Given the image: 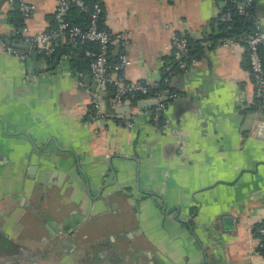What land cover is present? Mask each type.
<instances>
[{
    "label": "crops",
    "instance_id": "0c3cea01",
    "mask_svg": "<svg viewBox=\"0 0 264 264\" xmlns=\"http://www.w3.org/2000/svg\"><path fill=\"white\" fill-rule=\"evenodd\" d=\"M57 1L33 0L32 31L55 27ZM102 3V25L131 31L128 78L162 83L172 30L198 58L171 79L180 98L159 124L133 99L118 112L108 90L101 115L90 67L71 66L66 39L58 62L36 50L35 66L13 45L16 2L0 0V264H264V105L247 46L216 45L225 3Z\"/></svg>",
    "mask_w": 264,
    "mask_h": 264
},
{
    "label": "built area",
    "instance_id": "2783aa9c",
    "mask_svg": "<svg viewBox=\"0 0 264 264\" xmlns=\"http://www.w3.org/2000/svg\"><path fill=\"white\" fill-rule=\"evenodd\" d=\"M12 1L16 2L23 17V24L13 30L18 42L28 44L46 57H50L56 52L60 37H64L68 45L88 44L84 49V53L90 59V71L97 86L105 90L112 88V101L115 105H123L128 99L155 100L152 119L156 124L161 122L164 109L170 100L180 98V92L170 85L171 79L176 72L189 70L191 64L197 60L190 52L191 42L189 36L177 30H172L171 42L175 59L167 61L164 65L163 80L166 85L161 89L153 90V87L146 82L127 77L126 69L131 63L127 50L131 40V31L128 29L114 31L102 25L101 18L104 12L102 0H58L54 11L55 27L40 31H32L27 22L36 8L33 0ZM222 1L225 4L234 3V8L233 6H227L222 11L221 19L223 21L233 19L234 9L241 14L248 15L255 2V0ZM74 8L88 13L89 22L87 25L73 22L70 19V12ZM166 26L170 27L172 25L167 23ZM239 42L244 43L248 48L250 70L255 82V97L259 106L262 107L264 105V58L262 54L264 29H262L259 19L256 20V29L253 31L239 38H222L216 45L230 46ZM89 43L94 45H89ZM115 43L118 44L120 49L114 56L112 49ZM11 49L16 53L19 51L16 48ZM93 94L94 110L103 115L100 103L101 96L96 90ZM116 122L126 127L135 125L132 117H126L122 114L116 116ZM258 233L261 235V244L264 248V225L258 228Z\"/></svg>",
    "mask_w": 264,
    "mask_h": 264
},
{
    "label": "trees",
    "instance_id": "16d2710c",
    "mask_svg": "<svg viewBox=\"0 0 264 264\" xmlns=\"http://www.w3.org/2000/svg\"><path fill=\"white\" fill-rule=\"evenodd\" d=\"M255 2H256V0H255ZM255 2L253 4L251 12L248 15L241 14L234 9L233 19L231 21H223L221 19L223 21V31L217 35L219 37L218 39L226 38V37L239 38V37L243 36L244 34L251 32L254 29H256V26L253 25V21H251V16H252V13H253V10L255 7ZM227 6H233V8H234V3L225 4V8ZM18 12H19V24L17 25V27H19L23 24V17L21 15L20 10ZM70 19L73 22H76V23H79L82 25H87L89 22L88 13L86 11H81L77 8H74L70 12ZM189 38H190V42H191L190 43V49H191L190 52H191L193 57L198 58L197 47L195 46V43L191 39V37H189ZM86 45H88V44H84V45L78 44L75 46L69 45V48L71 49L70 62H71L72 67H76L77 69H81V68L89 66L90 59L84 53V49H85ZM89 45H94V44L89 43ZM59 51L60 50H58V47H57V50L53 55H51L50 57H46L49 60V63H52V62L55 63V62H58V60H60V52ZM174 59H175V57L169 58V60H174ZM165 85H166V82L164 80H162V83L158 84L157 86H154L153 90L161 89ZM108 94L112 95V88H110L108 90ZM133 100H135L136 102L139 101V99L138 100L133 99ZM149 107L152 108L153 106H149ZM162 116H163V114H162Z\"/></svg>",
    "mask_w": 264,
    "mask_h": 264
},
{
    "label": "water",
    "instance_id": "95a60500",
    "mask_svg": "<svg viewBox=\"0 0 264 264\" xmlns=\"http://www.w3.org/2000/svg\"><path fill=\"white\" fill-rule=\"evenodd\" d=\"M261 27H262V29H264V26L261 25ZM13 45H15L18 48L24 49L27 53L33 55L35 66H37L38 53H37L36 49L31 48L28 44L20 43V42H14ZM92 87L100 95H102V96L106 95L107 91L105 89H102L101 87H98L96 82L93 83ZM138 103H139V105H143V106H151V105L155 104V100L142 98V99H139ZM117 110H118V112L129 111L130 105H120V106H118Z\"/></svg>",
    "mask_w": 264,
    "mask_h": 264
}]
</instances>
